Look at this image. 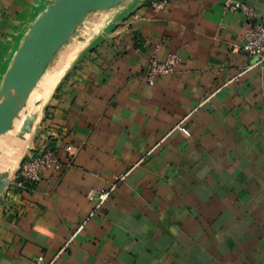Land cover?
<instances>
[{
  "label": "crops",
  "instance_id": "obj_1",
  "mask_svg": "<svg viewBox=\"0 0 264 264\" xmlns=\"http://www.w3.org/2000/svg\"><path fill=\"white\" fill-rule=\"evenodd\" d=\"M152 1L89 13L0 140V264H264V64L227 7L264 20V0ZM51 2L0 0V91ZM170 52L175 71L148 83L149 58ZM45 148L71 161L22 186Z\"/></svg>",
  "mask_w": 264,
  "mask_h": 264
},
{
  "label": "water",
  "instance_id": "obj_2",
  "mask_svg": "<svg viewBox=\"0 0 264 264\" xmlns=\"http://www.w3.org/2000/svg\"><path fill=\"white\" fill-rule=\"evenodd\" d=\"M125 1L52 0L31 25L4 75L0 91V140L11 133L15 120L56 54L72 41L88 14L109 10ZM32 126L31 120L24 123L18 135H28ZM8 183V177H0V194Z\"/></svg>",
  "mask_w": 264,
  "mask_h": 264
},
{
  "label": "built area",
  "instance_id": "obj_3",
  "mask_svg": "<svg viewBox=\"0 0 264 264\" xmlns=\"http://www.w3.org/2000/svg\"><path fill=\"white\" fill-rule=\"evenodd\" d=\"M169 0H153L151 6L154 10L164 8ZM227 7L235 12H240L248 21L245 32V42L243 50L252 59V67L264 64V20L258 19L256 9L244 1H235L227 4ZM158 48V47H157ZM180 62L179 55L175 52L167 54L164 60H160L157 54L154 53L144 66V76L146 81L153 84L158 77L172 74L178 63ZM185 134L189 135V130L183 126L182 122L177 126ZM72 153H69L71 155ZM71 160L65 162L52 149L45 148L41 152L24 159L18 169L21 177V185H34L40 182L42 174L45 170L58 172L64 169ZM122 177H117L116 182L109 190L99 194L94 210H98L109 198L110 193L115 189ZM92 212L91 214H93ZM85 225V222L79 226L75 234L78 233ZM74 234V235H75ZM43 257H39L43 261ZM49 264H52L49 263Z\"/></svg>",
  "mask_w": 264,
  "mask_h": 264
},
{
  "label": "rangeland",
  "instance_id": "obj_4",
  "mask_svg": "<svg viewBox=\"0 0 264 264\" xmlns=\"http://www.w3.org/2000/svg\"><path fill=\"white\" fill-rule=\"evenodd\" d=\"M17 176L20 177L19 172H18ZM20 178H21V177H20ZM40 257H42V256H40ZM37 261H38V262H41V263L43 262V261H40V260H39V257L37 258Z\"/></svg>",
  "mask_w": 264,
  "mask_h": 264
}]
</instances>
